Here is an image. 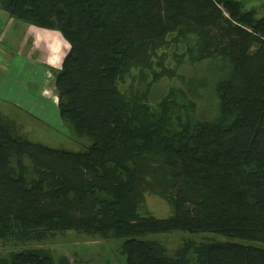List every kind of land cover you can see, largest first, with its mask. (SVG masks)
I'll return each mask as SVG.
<instances>
[{
	"label": "trees",
	"instance_id": "obj_1",
	"mask_svg": "<svg viewBox=\"0 0 264 264\" xmlns=\"http://www.w3.org/2000/svg\"><path fill=\"white\" fill-rule=\"evenodd\" d=\"M0 8L69 43L54 71L58 114L90 140L80 150L32 141L0 113V240L74 230L120 240L126 264H264V14L242 0H0ZM169 56L215 66L211 118L174 119L171 107L186 105L168 97L173 90L155 107L147 89L121 91L131 68L152 81L178 74L164 65ZM144 192L173 214L143 212ZM172 232L214 237L186 238L169 254L153 236ZM8 255L0 264H56L44 247Z\"/></svg>",
	"mask_w": 264,
	"mask_h": 264
},
{
	"label": "rangeland",
	"instance_id": "obj_2",
	"mask_svg": "<svg viewBox=\"0 0 264 264\" xmlns=\"http://www.w3.org/2000/svg\"><path fill=\"white\" fill-rule=\"evenodd\" d=\"M242 1L247 8L254 7L259 15L264 14V0ZM54 31L63 37L60 31ZM41 46L42 50L40 54H44L45 56L50 54V50L46 47V44L44 45V43H42ZM50 49L51 52L55 51L53 46ZM55 61H59V59ZM57 63L58 62L51 63L52 67L57 65ZM164 65L174 68L178 74L173 77L163 76L159 80L152 81L151 73L148 70H144L145 72L142 75V71L139 69L131 68L119 83L121 91L127 95H140L147 89L145 101H147L151 107H155L160 100L166 98L170 90H173L174 95L172 94L168 97H174L178 103L186 105L183 111L171 107L170 113L174 119L176 115L185 118L186 115L190 114L198 119L211 118L215 114L216 109V97L213 90V85L217 78L214 69L215 66L212 64L210 65L207 60L198 63H192L186 60L177 64L170 56L165 60ZM52 67H50V69H53ZM57 69H59V67H57ZM57 69H53V71L50 72L51 79L49 80H52L53 90L55 89L53 85L55 79L54 71ZM157 69L159 70V67H157ZM142 77H144V79H142ZM201 81L205 83L203 84ZM148 83H150L149 86H147ZM191 83L196 86L193 91L189 88ZM190 103H193V109H189L188 104ZM6 108L4 102L0 101V113L5 118H9L6 116L7 113L14 119L17 118L20 113L22 114L18 120V128L32 141L71 150L84 149L90 144V140L87 137H77L60 119H57L58 121L54 122L56 125H53L51 119H49L47 123L41 121V115H36V118H34L26 115L20 110L15 112L9 107L6 111ZM24 163L30 164L26 157L24 158ZM141 209L143 212H147L158 218L169 217L173 214L171 204L163 198L148 192H144L143 194ZM153 237L162 241L166 246L167 252L172 254L186 238L199 241L214 236L207 233L194 234L189 232H172L154 235ZM120 244L121 241L118 239L102 240L97 237H90L78 233L74 230L58 231L42 241L20 243L13 240L9 242L0 240V259L7 258L10 251H18L28 246H37L47 248L56 264H60L59 259L61 255H66L70 264H126L125 256L120 250ZM254 244L258 245L259 243ZM260 245L264 246V244Z\"/></svg>",
	"mask_w": 264,
	"mask_h": 264
},
{
	"label": "crops",
	"instance_id": "obj_3",
	"mask_svg": "<svg viewBox=\"0 0 264 264\" xmlns=\"http://www.w3.org/2000/svg\"><path fill=\"white\" fill-rule=\"evenodd\" d=\"M54 30L11 18L0 8V101L6 111L11 107L34 118L41 115V121L47 123L51 119L56 125L54 122L60 117L50 72L60 67L69 43ZM42 43L50 50L47 56L40 54ZM54 62L58 63L52 67ZM6 116L18 125L22 114L15 119L8 113Z\"/></svg>",
	"mask_w": 264,
	"mask_h": 264
}]
</instances>
